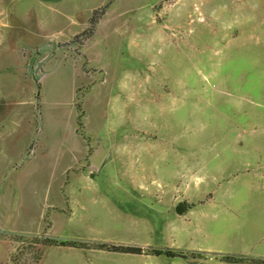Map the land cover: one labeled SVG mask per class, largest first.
Segmentation results:
<instances>
[{
  "label": "rangeland",
  "instance_id": "1",
  "mask_svg": "<svg viewBox=\"0 0 264 264\" xmlns=\"http://www.w3.org/2000/svg\"><path fill=\"white\" fill-rule=\"evenodd\" d=\"M253 259L264 0H0V264Z\"/></svg>",
  "mask_w": 264,
  "mask_h": 264
},
{
  "label": "trees",
  "instance_id": "2",
  "mask_svg": "<svg viewBox=\"0 0 264 264\" xmlns=\"http://www.w3.org/2000/svg\"><path fill=\"white\" fill-rule=\"evenodd\" d=\"M61 245H67V244H72V245H75L74 243H68V242H61L60 243ZM102 248H109L110 250H113V251H120V252H123V253H138L140 252V249H137V248H130V247H108L106 245H101ZM154 254L160 256V255H163L165 254L166 256L168 257H177V256H181V255H177L175 253H172V252H162V251H154ZM226 261L228 262H241L243 259L242 258H235V257H231V256H227V257H224ZM253 264H264V259H253L251 261Z\"/></svg>",
  "mask_w": 264,
  "mask_h": 264
},
{
  "label": "water",
  "instance_id": "3",
  "mask_svg": "<svg viewBox=\"0 0 264 264\" xmlns=\"http://www.w3.org/2000/svg\"><path fill=\"white\" fill-rule=\"evenodd\" d=\"M187 209V205L185 203H178L175 207V212L176 214L178 215H182ZM199 264H202V263H199Z\"/></svg>",
  "mask_w": 264,
  "mask_h": 264
},
{
  "label": "crops",
  "instance_id": "4",
  "mask_svg": "<svg viewBox=\"0 0 264 264\" xmlns=\"http://www.w3.org/2000/svg\"><path fill=\"white\" fill-rule=\"evenodd\" d=\"M258 170H261V169H258Z\"/></svg>",
  "mask_w": 264,
  "mask_h": 264
}]
</instances>
